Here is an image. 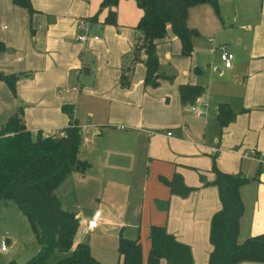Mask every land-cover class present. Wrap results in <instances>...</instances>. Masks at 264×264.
<instances>
[{
	"label": "crops",
	"instance_id": "0c3cea01",
	"mask_svg": "<svg viewBox=\"0 0 264 264\" xmlns=\"http://www.w3.org/2000/svg\"><path fill=\"white\" fill-rule=\"evenodd\" d=\"M101 1L31 0L36 11L30 16L0 0L11 23L0 34L1 112L6 121L21 108L33 135H60L71 120L79 126L78 158L89 166L65 182L68 188L73 178L81 206L91 212L83 232L96 243L89 249L101 264H114V256L122 263L119 237L138 240L146 264L153 226L187 245L194 264H208L210 222L221 208L213 166L249 180L240 190L238 242L264 233V168L239 153L251 146L264 151V0H216L218 11L209 2L192 6L187 24L197 34L191 53H181V41L168 29L156 48L160 77L145 83L144 65L136 63L128 86L121 84V69L131 61L124 56L142 10L134 0H119L116 24H104L108 8L99 10ZM95 14V22L88 21ZM80 19L98 39H77ZM222 45L234 55L230 68L218 57ZM13 74H21L15 94L5 79ZM182 85L201 88V115L190 109L195 99H181ZM72 87L78 90L66 91ZM220 104L235 114L223 128ZM174 175L193 189L187 197L172 195L164 183ZM95 214L97 226L89 230Z\"/></svg>",
	"mask_w": 264,
	"mask_h": 264
},
{
	"label": "trees",
	"instance_id": "16d2710c",
	"mask_svg": "<svg viewBox=\"0 0 264 264\" xmlns=\"http://www.w3.org/2000/svg\"><path fill=\"white\" fill-rule=\"evenodd\" d=\"M13 5L35 13L31 0H11ZM119 0H102L99 10L108 8L104 24L115 25V9ZM142 10L135 26L136 35L128 64L121 69V84L128 86L136 63H143L144 82H155L161 75L156 52L157 45L168 29L181 41V53L189 55L193 49V36L197 30L187 24L192 6L209 2L218 11L216 0H134ZM96 14L88 21L95 22ZM5 45L0 41V51ZM128 56V57H126ZM21 74L5 79L15 94L14 81ZM197 86L182 85L181 99L191 101L200 94ZM235 117L226 105L218 107L217 119L223 128ZM83 136L72 120L61 130L60 135L35 136L26 127L22 109L14 111L0 126V202L13 201L27 219L40 245L39 253L25 264H43L54 251L71 252L54 264H101L90 252L89 246L75 244L79 230V218L64 211L56 196V190L71 173L82 175L88 168L86 161L78 158ZM215 178L212 185L217 188L220 210L212 216L209 242L212 246L208 264L264 263V233L238 242L239 223L244 206L240 190L249 180L241 174H227L213 166ZM172 195L187 197L193 189L187 188L180 176L174 175L164 181ZM150 250L146 264H194L190 248L179 243L163 227L153 226L149 233ZM118 254L121 264H143L142 248L138 240L119 237ZM8 264H16L9 262Z\"/></svg>",
	"mask_w": 264,
	"mask_h": 264
},
{
	"label": "rangeland",
	"instance_id": "374dc122",
	"mask_svg": "<svg viewBox=\"0 0 264 264\" xmlns=\"http://www.w3.org/2000/svg\"><path fill=\"white\" fill-rule=\"evenodd\" d=\"M253 4H256V2ZM3 25H5L4 28L8 27L7 30H9L11 27L10 21L7 20L6 16L4 15L2 6L0 7V34H3ZM227 51L230 52L228 49ZM218 57L220 58L219 52ZM1 111H3V105H0V126L5 122L6 119L3 116V113L5 115L6 112ZM253 147L254 146L239 150V153L243 154L246 150H250ZM260 151L264 153L263 150L260 149ZM72 179L73 178L70 179V184L66 192L64 193V190L61 186L56 190V196L60 202L61 208L64 211L72 213L77 212L80 225L75 242L80 240V243H84L89 246L90 244L88 240L90 234L83 232V227L85 225V219L91 215V212H89L87 208L81 206L84 200L83 198L78 197V193L76 190H74ZM6 240L9 241V244L6 243ZM95 245V242L93 245H90L91 250ZM2 246H4L5 250L7 251L5 253L0 251V264H8L9 262L25 264L29 259L35 257L40 251V245L38 244L27 219L13 201L0 202V250ZM70 254L71 252L65 253L54 251L44 260L43 264H54L60 259L69 256ZM116 260L117 256H114L112 262L116 264Z\"/></svg>",
	"mask_w": 264,
	"mask_h": 264
},
{
	"label": "built area",
	"instance_id": "2783aa9c",
	"mask_svg": "<svg viewBox=\"0 0 264 264\" xmlns=\"http://www.w3.org/2000/svg\"><path fill=\"white\" fill-rule=\"evenodd\" d=\"M77 27L79 29L83 30V34L77 36V39L79 41L86 42L89 38L98 39V36H96V35L92 36L90 34V23L87 20L80 19L77 23ZM210 40H213V39L210 38ZM220 59L224 65V67H226V68L231 67L233 54L227 51L225 45H222L220 47ZM68 90L76 91V90H78V87L67 88L66 91H68ZM205 106H206V101L203 99V97L201 95H198L195 98L194 103L190 106V109L194 114L201 115L204 112L203 107H205ZM168 134H170V132H168ZM215 151H218V149H215ZM242 156H243V158L252 159L253 161L257 162L260 166H262L264 168V153L257 150L256 148H252L250 153H248V152L243 153ZM96 226H97V216L95 214L87 222V229L92 230V229H95ZM1 251H5L4 246L1 247Z\"/></svg>",
	"mask_w": 264,
	"mask_h": 264
},
{
	"label": "water",
	"instance_id": "95a60500",
	"mask_svg": "<svg viewBox=\"0 0 264 264\" xmlns=\"http://www.w3.org/2000/svg\"><path fill=\"white\" fill-rule=\"evenodd\" d=\"M83 72H84V73H87L86 68L83 70ZM0 78L3 79V76L0 75ZM62 188H63L64 193H65V191H66V189H67V183H66V182H64V183L62 184Z\"/></svg>",
	"mask_w": 264,
	"mask_h": 264
}]
</instances>
